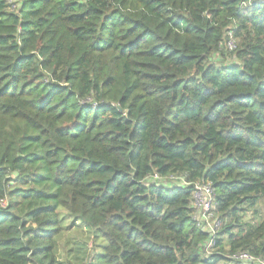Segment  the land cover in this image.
<instances>
[{"label":"trees","instance_id":"1","mask_svg":"<svg viewBox=\"0 0 264 264\" xmlns=\"http://www.w3.org/2000/svg\"><path fill=\"white\" fill-rule=\"evenodd\" d=\"M18 1L0 0V264L264 258V2ZM196 183L222 220L209 253ZM67 219L97 247L61 251Z\"/></svg>","mask_w":264,"mask_h":264},{"label":"built area","instance_id":"2","mask_svg":"<svg viewBox=\"0 0 264 264\" xmlns=\"http://www.w3.org/2000/svg\"><path fill=\"white\" fill-rule=\"evenodd\" d=\"M9 8L16 9L19 6L18 0H5ZM255 2H264V0H247L242 3V6H249ZM229 39L227 40L228 50H233L236 46L231 33L229 32ZM93 107H98L100 103L92 101L90 103ZM102 104V103H101ZM145 182L157 181L164 185H186L187 182L183 175H170L165 178L160 177L157 173L144 179ZM214 193L208 183H196L193 188L192 206L194 208V218L199 222V225L205 230L209 236L203 242L202 247L205 253H209L214 247L213 237L216 231L221 227L222 220L214 211ZM231 264H264V258L255 256L248 251H237L229 256Z\"/></svg>","mask_w":264,"mask_h":264},{"label":"rangeland","instance_id":"3","mask_svg":"<svg viewBox=\"0 0 264 264\" xmlns=\"http://www.w3.org/2000/svg\"><path fill=\"white\" fill-rule=\"evenodd\" d=\"M217 56V54L215 55ZM216 58L214 57V60ZM262 210L258 209L257 214H251L250 212H246L242 219L247 222H258L260 219V214ZM65 225L68 226L69 229L64 230L62 233V238L60 239V250L63 251V249L68 250L70 248L75 247V243L79 242L82 243L86 250L88 251L89 248L93 245L97 247V244H92V233L88 231V229L85 228L83 224H80L79 222L72 223L68 219L65 221ZM101 245L104 246V242H101ZM83 252V251H82ZM81 252L80 256H83V253ZM82 264H87V259H83Z\"/></svg>","mask_w":264,"mask_h":264},{"label":"water","instance_id":"4","mask_svg":"<svg viewBox=\"0 0 264 264\" xmlns=\"http://www.w3.org/2000/svg\"><path fill=\"white\" fill-rule=\"evenodd\" d=\"M118 109L120 110L119 106H118Z\"/></svg>","mask_w":264,"mask_h":264}]
</instances>
